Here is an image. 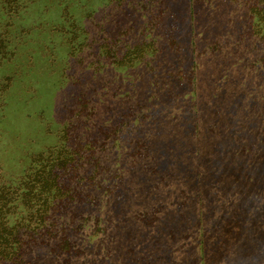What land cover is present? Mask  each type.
<instances>
[{"label": "rangeland", "instance_id": "rangeland-1", "mask_svg": "<svg viewBox=\"0 0 264 264\" xmlns=\"http://www.w3.org/2000/svg\"><path fill=\"white\" fill-rule=\"evenodd\" d=\"M242 2L0 0L12 264H264V41ZM27 175L66 197L41 225L16 207Z\"/></svg>", "mask_w": 264, "mask_h": 264}, {"label": "trees", "instance_id": "trees-1", "mask_svg": "<svg viewBox=\"0 0 264 264\" xmlns=\"http://www.w3.org/2000/svg\"><path fill=\"white\" fill-rule=\"evenodd\" d=\"M242 1V6L248 17L247 25L249 33L247 31V34H249L250 37L255 38L252 40L253 43H257L258 41H264V0ZM1 35H3V38H0V53L3 52V50L7 49L4 40V32L0 34V36ZM35 180L36 178L32 179L30 175L24 177L22 183L23 186L20 187V192L18 193L19 199L18 201H16V207L19 208L20 211H24V208L31 207V212L33 213V216L38 221V225H41L46 221V219L50 218L52 200L54 202H57L58 205H62L63 199L66 197L63 193L58 192V190L55 188V182L53 181L52 186L47 183L43 184V190L39 194L34 193L36 187V182H34ZM50 187L51 189L47 191V189ZM10 197H12V195ZM10 200L11 199L8 195L0 197L1 212L3 211V209L7 208V204L10 202ZM38 204L40 205L38 206ZM22 221L28 223V221L24 217H22L20 222ZM15 225H12L11 229L16 227ZM20 239L21 238L17 239V237L16 239H14V236H12L9 230H0V252H2V254L0 255V264L6 263L5 261L12 264V262L14 261L11 260L10 256H13V259L14 256L16 258L17 256L18 258L20 257L23 252L24 246L27 245L23 243V241Z\"/></svg>", "mask_w": 264, "mask_h": 264}]
</instances>
